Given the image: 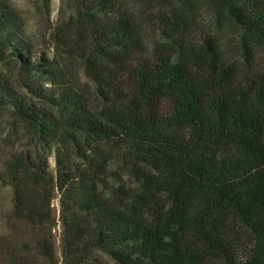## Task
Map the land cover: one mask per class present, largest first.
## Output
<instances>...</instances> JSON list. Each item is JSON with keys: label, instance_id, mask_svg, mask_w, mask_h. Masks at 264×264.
<instances>
[{"label": "trees", "instance_id": "trees-1", "mask_svg": "<svg viewBox=\"0 0 264 264\" xmlns=\"http://www.w3.org/2000/svg\"><path fill=\"white\" fill-rule=\"evenodd\" d=\"M51 6L33 21L52 57L0 0V61L26 90L0 73V108L40 145L4 159L0 216L34 238L0 236V264H57L56 190L63 264H264V0H60L55 22Z\"/></svg>", "mask_w": 264, "mask_h": 264}, {"label": "rangeland", "instance_id": "rangeland-1", "mask_svg": "<svg viewBox=\"0 0 264 264\" xmlns=\"http://www.w3.org/2000/svg\"><path fill=\"white\" fill-rule=\"evenodd\" d=\"M17 8H19L22 12V15L29 23V27L31 29L32 34L37 39L35 43V50L39 53L46 52L50 57L54 54V46L52 44L51 38L47 33L46 39H44L43 35L46 33L45 30H41L39 27L34 26L35 21H33V15L35 10V2L36 0H11ZM60 6V0H52V21L55 22L57 20L58 11ZM215 22L210 19V16L203 11V21H201V26L203 27V32H211L214 30ZM39 55V54H38ZM40 56H38L39 58ZM257 68L259 70H264V53L261 52L256 57ZM77 70L79 67L77 66L72 71L73 76L71 79H76L77 81ZM0 73L8 76L9 78H13V81L16 84V87L19 91L24 92V88L18 84L20 81V76L23 72L17 68V66L8 61H0ZM79 76H81V83H87L88 80L78 72ZM39 75L34 74L31 78L32 82H37L42 84L43 79H38ZM45 87L50 85L45 84ZM45 147L44 151L47 150V154L49 153V163L51 166V170L55 173L56 171V152L55 148L51 152H48V147L46 145H42ZM42 149V148H41ZM36 150H40V145H36L33 139V132L30 127L22 123L11 111L0 108V171L3 169V163L5 157L13 153H21L23 151H29L30 153H35ZM1 173V172H0ZM54 199L51 203V215L54 221V225L51 227V234L53 235V241L55 246V255L57 259V264H63V255H62V225L60 221V195L56 190L54 193ZM11 197L10 187L3 184L0 181V205L3 212L8 210L9 199ZM5 214L0 216V236L7 237L14 243L21 245L24 242L27 243L30 240H33L34 236L32 232L29 231L26 227L21 225H17L10 223L8 220L4 219ZM13 224L15 226H13ZM13 226V227H12ZM36 234V232H35Z\"/></svg>", "mask_w": 264, "mask_h": 264}]
</instances>
